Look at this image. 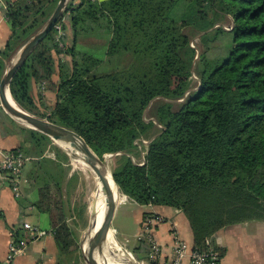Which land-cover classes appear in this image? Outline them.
Listing matches in <instances>:
<instances>
[{"label": "trees", "instance_id": "1", "mask_svg": "<svg viewBox=\"0 0 264 264\" xmlns=\"http://www.w3.org/2000/svg\"><path fill=\"white\" fill-rule=\"evenodd\" d=\"M4 1L10 35L0 78L58 2ZM227 18L230 29L221 24ZM88 36L106 45L81 48ZM105 62L110 69L99 71ZM53 75L44 114L31 84ZM9 89L21 108L74 131L101 160L113 154V180L130 201L181 210L194 248L225 226L264 219V0H69ZM9 119L29 134L40 207L51 185L60 188L69 158L47 135ZM141 153L139 165L131 157ZM46 211L62 253L76 243L73 232Z\"/></svg>", "mask_w": 264, "mask_h": 264}, {"label": "crops", "instance_id": "2", "mask_svg": "<svg viewBox=\"0 0 264 264\" xmlns=\"http://www.w3.org/2000/svg\"><path fill=\"white\" fill-rule=\"evenodd\" d=\"M9 35L10 28L4 11L0 8V50L3 49ZM33 88L32 84L31 93ZM14 149L24 154L22 172L26 181L20 184L19 195L15 196L10 183L0 173V264L6 261L8 243L15 231L19 230L25 234L24 222L37 226L43 234L37 239L28 241L24 251L16 255L11 264H57L56 254L59 251L53 236L51 215L46 211V208H49L53 214L52 206L38 207L40 194L32 187L31 170L35 158L31 157L29 134L27 131L19 132L10 122L9 116L0 108V153ZM25 152L28 153L25 154ZM48 152L46 156L50 160H55L54 152L51 154ZM63 166L66 168V164ZM74 176L71 171L67 170L64 180L60 182V188L51 185L50 194H61ZM120 197L122 199L119 201ZM119 198L110 223L115 244L134 255L136 249L146 248L145 254L140 253V250L136 252L138 255L136 257H142L138 258L142 264H173V243L176 236L189 246H193L192 231L181 210L168 206L140 205L130 201L121 192ZM152 216L160 218V221L154 223L149 232L159 248L156 256L151 255V243L147 237L137 239L143 222ZM113 219L116 220V225H112ZM129 238H133L135 243L129 245ZM207 242L219 253V264H264V219L247 220L225 226L207 239L205 244ZM180 264L191 263L188 258H184Z\"/></svg>", "mask_w": 264, "mask_h": 264}, {"label": "water", "instance_id": "3", "mask_svg": "<svg viewBox=\"0 0 264 264\" xmlns=\"http://www.w3.org/2000/svg\"><path fill=\"white\" fill-rule=\"evenodd\" d=\"M68 1L69 0H58V3L46 22L23 44L19 50L16 60L3 72L0 78V107L12 119L17 120V122H20L28 128L47 135L52 139V141L74 144L77 146L83 161L96 174L98 180L103 185L105 201L104 216L98 226L93 224L91 227L88 224V228L84 235L85 246L83 247V245H81L80 252L82 260L85 264H101L99 258H102L101 255L104 249L103 234L108 228H110L111 219L117 204L115 194L117 193V197L120 195L118 186L113 180L109 163L106 160V155H104L103 159L101 160L74 131L57 125L47 119L33 115L21 108L12 98L9 89V84L17 70L25 62L27 57L36 48L39 42L42 41L47 33L52 29L56 21L61 17ZM11 102L17 107L13 106ZM66 154L68 156L78 155L77 153L69 152H66ZM108 156L110 157L111 155L108 154ZM132 264L136 263L132 261Z\"/></svg>", "mask_w": 264, "mask_h": 264}, {"label": "rangeland", "instance_id": "4", "mask_svg": "<svg viewBox=\"0 0 264 264\" xmlns=\"http://www.w3.org/2000/svg\"><path fill=\"white\" fill-rule=\"evenodd\" d=\"M221 24L226 29L231 28V21L228 18L223 20V23ZM68 33H69L68 36L70 37L71 34L70 32ZM92 38H93L92 36H88L87 41H82L80 37L79 42H80L81 48H89L91 50L93 49L101 50L102 46L106 45L104 39H103V42H100L98 40L93 41ZM227 38H230V36H227L225 38L226 42H227ZM193 44L197 46L199 45V41L197 38L193 40ZM224 46L225 45H223V47ZM21 47H19L15 52H13L10 59L6 61L4 71L7 68H9L12 65V63L16 60ZM62 58L63 60H67V61L70 60L69 56L67 55L63 56ZM110 67L111 65L105 62L98 69L99 71L109 70ZM56 81H57V76L53 75L51 78V82H47V81L46 82L43 81L41 83L35 82V81L32 82L34 86V88L32 89V93H34L33 98H34L35 105L37 107L36 109H39V111L44 114L48 113V111L50 110L51 106L54 103L55 89H54L53 83ZM148 116H149L148 111H146L144 117L147 119ZM6 123L9 125L8 122ZM19 124L23 125L20 122ZM54 143L61 149V151H63L66 154L65 150L61 146H59L56 142ZM51 152L53 151H49L48 154L49 153L51 154ZM110 155H111L110 157L108 156V154L106 155V160L108 161L109 167L111 169V162H112L113 154H110ZM141 157H142V154H140V157H132V161L137 162L141 159ZM68 158H69V167L67 170L71 171L72 175H75L73 177V180L67 186V188L62 191L61 194L59 193L50 194V192L48 194L46 193L43 197L42 205L46 207H48V205L52 206V210H53L52 215L54 216V218L57 219L58 222L66 223L68 227H70L71 231L73 232L72 237L73 239L75 238V241H76V243L73 241V245L69 247L68 249H66L64 252L62 253L58 252L56 254L57 264H84L82 257H81L80 249H81L82 241L84 239L85 232L89 224V214H90L89 206H91L93 199H94L93 197L95 196V193L97 191L96 178H95L94 173L89 168L86 169L87 172L82 171L79 168H73L72 164L70 163L71 162L70 157L68 156ZM121 199L122 198L120 197L119 201ZM45 203L47 205H45ZM81 212L84 214L85 220L87 221L86 223H88L85 228L84 226L86 225V223L85 222L83 223V220L80 217ZM112 225H116V220L114 221L113 219ZM129 241H130L129 245H132L133 243H135L133 238H129ZM104 249H103V252H104ZM109 250H111L113 254H120L121 252V254L131 259V261H134L136 264H142L141 261L138 259V257H136L134 254L127 253L125 249L117 247L115 244V240L113 241V245L110 246Z\"/></svg>", "mask_w": 264, "mask_h": 264}, {"label": "built area", "instance_id": "5", "mask_svg": "<svg viewBox=\"0 0 264 264\" xmlns=\"http://www.w3.org/2000/svg\"><path fill=\"white\" fill-rule=\"evenodd\" d=\"M0 8L4 10L5 15L6 2L4 0H0ZM141 142L143 144H147L146 140H141ZM0 155V173L10 183V187L14 195L18 196L20 184L26 181L23 178L22 172L23 163L25 160L24 154L20 150L14 149L1 152ZM138 162L140 165L144 163L143 154ZM147 205L152 206L151 203ZM159 221L160 218L155 216L146 218L141 227V233H139L137 237L138 240L142 237L148 238L149 242L151 243L152 256L157 255L159 248L150 237L149 232L154 223ZM23 230L25 231V236L20 238V240H16L17 238L14 235L11 237L8 243L6 261L1 264H11L15 256L24 251L28 241L37 239L43 234L42 230H40L37 226L29 224L28 222L23 223ZM173 251V264H180L184 258H188L191 264H219L220 260L219 253L211 245H209L208 242L206 243L205 249L198 250L193 246H189L177 236L174 238Z\"/></svg>", "mask_w": 264, "mask_h": 264}, {"label": "bare ground", "instance_id": "6", "mask_svg": "<svg viewBox=\"0 0 264 264\" xmlns=\"http://www.w3.org/2000/svg\"><path fill=\"white\" fill-rule=\"evenodd\" d=\"M11 104L15 107H17L14 103L11 102ZM59 146H61L66 152L69 153H77L78 155L74 156H69L71 160V164L73 168H79L82 171H86V169H90L92 172L93 170L83 161L82 157L80 156V152L77 149V146L74 144H67V143H62V142H56ZM87 172V171H86ZM94 173V172H93ZM95 178H96V188L97 191L95 193V196L93 197V202L90 207V214H89V225L92 227L93 224H96L97 226L99 225L101 219L104 216V194H103V185L100 183L98 180L96 174L94 173ZM112 185V184H111ZM113 187V185H112ZM117 194V193H116ZM115 194L116 197V202H118L117 195ZM113 234L110 228H108L105 233L103 234V247L104 252L102 253L100 259L101 264H132L131 259L127 258L123 254H113L111 250H109L110 246L113 245ZM83 247L85 246L84 239L82 241ZM113 250V249H112ZM98 259V260H99ZM103 259V263H102Z\"/></svg>", "mask_w": 264, "mask_h": 264}]
</instances>
